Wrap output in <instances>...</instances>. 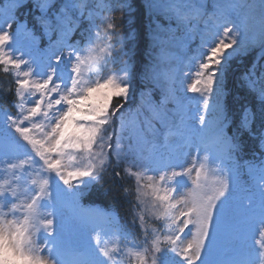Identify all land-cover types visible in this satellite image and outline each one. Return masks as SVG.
Listing matches in <instances>:
<instances>
[{"label": "snow or ice", "instance_id": "1", "mask_svg": "<svg viewBox=\"0 0 264 264\" xmlns=\"http://www.w3.org/2000/svg\"><path fill=\"white\" fill-rule=\"evenodd\" d=\"M0 4V72L12 77L0 94L13 97L0 104V264H264V0H144L157 51L127 110L128 0ZM29 4L32 26L18 16ZM254 49L236 78L254 102L233 126L228 70ZM187 94L199 98L196 124ZM245 135L258 141L250 159ZM105 177L135 183L126 228L101 232L80 203ZM65 205L72 233H92L91 243L69 234Z\"/></svg>", "mask_w": 264, "mask_h": 264}, {"label": "trees", "instance_id": "2", "mask_svg": "<svg viewBox=\"0 0 264 264\" xmlns=\"http://www.w3.org/2000/svg\"><path fill=\"white\" fill-rule=\"evenodd\" d=\"M4 2L6 3L7 0H4ZM128 2L131 4V9L124 12L123 19L120 20L119 23L122 25L123 36L127 38L124 41L125 51L128 53L127 58L131 61V65L134 68L135 65L140 66L146 62V57L150 51L148 48L149 39L147 35L149 25L152 26V16H148L147 9L144 7V0H128ZM30 8L31 5L29 4L26 8L21 9L18 16L21 20L27 19L29 26H32L34 25L32 19L34 13L29 11ZM117 15H119V13ZM159 23L161 25L167 24L162 17H159ZM13 27L15 28V25ZM37 32L39 33L38 29ZM130 33L131 37L128 38ZM256 58V52L253 51L251 55L244 59V62L238 64V67L240 66V68H238L236 62L233 61L228 70L230 94L227 103L233 121L235 120L241 105L245 102H254L253 98L248 95L246 90L236 86V78L239 73L245 71ZM260 63H264V60L260 61ZM234 67H237L236 71H233ZM260 70V67H257V74H259ZM11 79V76L5 78L4 74L0 72V85L5 84ZM11 97V95L4 96L3 94H0V103L8 104L10 106L11 100L13 99ZM120 181L121 180H116L114 178L108 179L105 177L103 183H98L95 187L92 200H95L104 206H115L118 209L123 208L128 201H130V196L123 193L122 189L126 187L125 185H122ZM133 227L135 229L138 228L136 226Z\"/></svg>", "mask_w": 264, "mask_h": 264}, {"label": "rangeland", "instance_id": "3", "mask_svg": "<svg viewBox=\"0 0 264 264\" xmlns=\"http://www.w3.org/2000/svg\"><path fill=\"white\" fill-rule=\"evenodd\" d=\"M156 26V25H155ZM155 26L153 27V28H155ZM152 30L153 29H151L150 31H149V37H150V33L152 32ZM163 35V34H162ZM149 47H150V53H152L153 54V56H155V53H156V51H157V49H155V48H153L152 47V44H151V37H150V42H149ZM149 60H150V57H149ZM109 67H111V66H109ZM141 70V67L140 66H138V65H135L134 66V73L136 74V72L137 71H140ZM144 70V69H143ZM158 91V90H157ZM159 92V91H158ZM188 95H192V94H188ZM197 98V96H194L193 97V100H195ZM35 178H37L38 179V177H35ZM63 210H66V211H70V210H73V207L71 206V205H65V206H63ZM65 223H69L70 224V221L68 222V221H65ZM97 223H98V227L100 226V225H102L103 226V230L101 231V232H104V231H107L108 229L107 228H104V226L106 225V223L105 222H103L102 224H100V221H97ZM99 230H100V228H99ZM252 247L254 248V243L252 244Z\"/></svg>", "mask_w": 264, "mask_h": 264}]
</instances>
